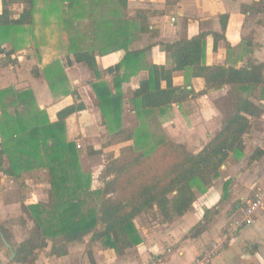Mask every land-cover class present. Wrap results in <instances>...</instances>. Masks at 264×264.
<instances>
[{
    "label": "trees",
    "instance_id": "1",
    "mask_svg": "<svg viewBox=\"0 0 264 264\" xmlns=\"http://www.w3.org/2000/svg\"><path fill=\"white\" fill-rule=\"evenodd\" d=\"M38 1L4 2L0 13V45L14 42L9 56L23 45L24 35L34 34ZM65 1L47 0L46 12L60 13ZM167 1L170 4L174 0ZM17 2L23 4L19 17L14 16L9 8ZM120 2L124 8L128 7L127 0ZM248 9L264 12V0H258ZM148 12L139 10L141 21L136 24L132 20L126 21L121 32L109 31L98 49L76 47L74 52L75 61L84 63L99 80L91 85L108 130L107 142L97 150L89 146L87 153L103 154L111 146L124 144L119 156L114 157L112 153L107 162L101 186L94 188L93 174L82 166L78 144L67 139L66 119L86 109L76 91L65 92L74 95L76 101L61 109L58 120L52 122L48 113L38 108L31 89H0V171L18 178L24 173L41 171L47 175L50 184L47 200L22 205L23 212L34 226L29 237L14 246V262L34 263L49 241H53L51 255H67L70 245L83 242L88 236L92 242L102 241L107 248L123 254L126 249L142 242L135 222L141 213L154 210V217L162 223L184 215L199 195L206 193L220 177L221 168L230 155L240 158L245 154V135L252 130L253 118L264 113L263 105L256 104L251 95L238 100L232 113L224 118L223 126L199 152H193L186 144L168 140L144 125V118L155 111L163 114L173 103L198 97L212 88L232 85L249 90L251 94L259 86L264 88V63H256L250 58L241 68L207 64V32L161 43L171 60V68L159 64L148 68L143 62L147 48L130 49L133 42L131 31L136 25L140 33L153 34ZM220 18L224 34L212 33L215 50L218 41L225 38L229 15L223 14ZM121 35L125 37L123 41ZM111 44L115 46L111 47ZM118 50L125 51V54L119 63L106 69V73L114 77V83L110 85L102 77L97 57ZM68 63H72L71 59ZM144 69L148 70V77L139 82L131 98L142 122L138 126L125 127L123 84ZM177 72L202 78L206 88L197 93L188 85H176L174 77ZM63 75L64 68L60 64L50 66L46 71L48 79L54 76L62 79ZM55 82L54 79L52 87ZM256 153L262 155L264 151L258 148ZM230 185L231 180L225 182L218 206L205 210L204 221L196 225L188 237L198 236L219 213L229 197ZM2 233L9 242V234ZM0 241L3 242L1 236ZM89 255L95 264L91 251Z\"/></svg>",
    "mask_w": 264,
    "mask_h": 264
},
{
    "label": "crops",
    "instance_id": "2",
    "mask_svg": "<svg viewBox=\"0 0 264 264\" xmlns=\"http://www.w3.org/2000/svg\"><path fill=\"white\" fill-rule=\"evenodd\" d=\"M257 2L258 0H174L168 4L167 0H127L130 12L133 10L149 11V28L153 30V34L140 33L141 38L133 40L130 49L147 48L143 62L148 68L154 64L171 68V60L161 43H172L182 38H191L202 32H207L209 33L206 47L207 64L241 68L250 58L256 60V63H264V12L256 13L248 9L249 6L255 5ZM2 11L3 6L0 13ZM223 14L229 15V20L225 38L218 41L215 50V39L212 33L224 34L220 18ZM173 18L176 20L173 21ZM1 46L0 62H4L5 69L10 65L11 70L4 75L5 69H3V73L0 75V89L7 87L17 90L31 89L35 94L38 108L45 110L52 122L58 120L57 114L61 109L76 101L74 95L65 92L67 90L76 91L86 105V109L74 113L66 119L68 141L76 142L78 146L82 141L85 145L87 144L86 146H91L96 150L107 142L108 130L103 124L98 99L91 85L92 82L99 80L84 63L76 62L74 54L69 57L59 56V51H57L59 46L53 47L56 51L48 53V51H43L46 48L44 44L36 45L35 43L31 49H27L28 56L25 58L18 56L15 51L9 56L10 50L6 49L7 45ZM124 54L125 51L118 50L97 57L102 77L110 85H113L114 77L105 71L108 67L119 63ZM49 55L55 56L53 60L60 59V63L57 64L64 68L62 79L56 76L48 79L44 75V77H40L41 75L35 74L36 72L40 74L38 69L51 62L52 58ZM68 58L71 59V64L68 63ZM34 65H37V69L32 70ZM148 74V70L144 69L123 84L125 95L123 124L125 127L138 126L142 122L138 119L134 105L130 100L133 91L138 88L139 82L146 79ZM54 79L56 82L52 87L51 83ZM41 81H43L42 84ZM174 82L179 86L188 85L189 89L193 88L197 93L206 88L202 78L191 77L189 73L185 72L175 73ZM233 95L240 97L251 95L250 98L256 104H262L264 107L263 86H259L251 94L249 90L238 89V86L224 85L209 89L206 93L184 102L173 103L167 107L163 114L155 111L144 118L143 123L153 132V128L158 125L163 132L167 133L168 137L162 135L168 140L186 144L193 152H199L223 126L226 115L224 110L229 106ZM128 118L132 120L131 123L127 120ZM255 122L258 126H254ZM179 130L182 132L179 133ZM262 134H264V113L260 117L253 118L252 130L245 135V154L255 155L253 163L264 159V153L259 155L252 151L253 147L256 150L260 148L264 151ZM1 141L0 136V143ZM123 145L111 146L100 155L111 151L114 157H117ZM193 147H196V150H193ZM245 154L240 158L231 154L221 168L220 177L206 193L199 195L192 208L184 215L176 217L171 222L162 223L150 215L153 213L154 216V210L141 213L135 222L142 236V242L126 249L123 254H118L107 248L102 241L92 242L88 236L83 242L70 245L68 254L61 257L50 254L53 241H49L48 246L39 252L37 260L32 264H92L89 251H91L95 264H190L196 258L208 253H213L210 264H264L263 244L260 243L258 250L256 249L254 252L244 248L246 243H254L257 238L264 235V211L257 213L255 222L251 225L234 229L232 224L233 218L239 216L238 207L240 204L251 195L254 187L260 184L255 178L257 169H252L253 172L250 171L249 176H247V170L245 172L239 170V165ZM251 175L255 180L250 179ZM22 177L8 176L0 171V225L5 228V230L0 228V236L1 238L2 235L4 236L2 231L9 234L11 232L18 239L19 244L29 235L24 237L18 235L19 230L22 235L25 233L22 228L17 232L18 217L20 224L28 226L29 229L34 224L23 212L22 205L48 199V193L37 186L28 192L23 191L22 195L19 191L17 192L15 186L17 180ZM228 180H231L230 195L220 208L219 213L213 216L206 229L198 236L188 237L190 231L204 221L205 210L207 208L215 209L218 206L224 193V184ZM239 183L243 186H250L251 191L229 213L228 229L229 233H234L230 244L224 248L219 244L217 248H222L220 251H208L210 241L217 237L223 226L225 209L234 199L238 198L236 187L239 186ZM261 185L264 186V181L261 182ZM49 187L46 189L48 190ZM96 187L94 185V188ZM227 239L228 237L225 236L224 241ZM3 246L8 249L4 242ZM12 246L14 247V245ZM185 254L188 256L187 260ZM0 264L21 263L11 260V255L7 259L5 250L0 249Z\"/></svg>",
    "mask_w": 264,
    "mask_h": 264
},
{
    "label": "rangeland",
    "instance_id": "3",
    "mask_svg": "<svg viewBox=\"0 0 264 264\" xmlns=\"http://www.w3.org/2000/svg\"><path fill=\"white\" fill-rule=\"evenodd\" d=\"M47 0H39L38 1V8L39 10L36 12V24L34 27V34H26L25 42L23 45L15 50V52L18 54V56L25 58L28 56L27 49H31L32 46L36 43L38 44H44L46 48H44V52L48 51V53H52L53 51H56L53 49L55 46H59V56L69 57L71 54H74L76 47H79V49H87L91 46H93L95 49H98L103 43L104 36L108 34V32L119 30L120 32L123 30L124 23L128 20H132L136 23L141 21L138 18L139 11L133 10L129 11L128 7L124 8L122 5V2L120 0H67L64 2V6L62 7V10L60 13L56 14H50L49 12H46V2ZM4 2L6 0H0V9L2 8ZM10 10H12V13L14 16L19 17L20 14L23 11V4L20 2L14 3L10 5ZM133 30L131 38L133 40L141 38V34L138 30L137 25L132 28ZM16 36V35H15ZM102 39L100 40V38ZM121 40H124V36L121 35ZM13 44L14 42H5L2 45H7L6 49L13 50ZM115 44H111V47H114ZM2 46L0 45V49ZM19 57V58H20ZM50 58H55V56L49 55ZM4 59V58H3ZM57 59V58H56ZM54 59L49 64L42 65L38 70L40 73V77H46V71L50 66H54L57 63H60V59ZM4 62H0V75L3 73V69L6 67L3 66ZM32 70L37 69V65L32 66ZM11 70V66L9 65L7 69H5V72L3 73L6 75L8 71ZM106 72V71H105ZM44 75V76H43ZM48 80V79H47ZM43 81H41V84ZM42 88V87H41ZM244 97V96H242ZM240 96L233 95L231 98V102H229V106L225 108L224 112L228 116L232 113L234 110V107L238 100L240 99ZM131 102V100H130ZM12 108V110H14ZM22 110V109H21ZM20 110V111H21ZM26 114V112H25ZM27 116L29 114H26ZM225 115V117H226ZM130 123L132 120L129 118L127 119ZM128 122V123H129ZM254 126H258V124L255 122ZM154 132L158 134H164L166 137L167 133L163 132L162 129L157 125L156 128H153ZM182 130H179V133H181ZM264 138V134H262ZM81 145L78 147L81 150L82 153V166L86 169L92 172L93 174V180L95 186H100L102 182V177L104 175V170L107 162L109 161L112 152L108 151L104 155L100 154H88L86 151V148L88 149L89 146H86L85 143L82 141L79 142ZM193 150H196V147L192 148ZM253 153L256 152V149L252 148ZM241 164L239 165V170L242 172H245L247 170V176H249L253 170L257 169V177L256 180L258 183L261 184L262 181H264V159L257 160V163H253L254 157L248 154H245V156L242 158ZM7 163V162H6ZM251 171V173H249ZM236 172V171H235ZM255 173V174H256ZM27 174V175H26ZM24 177L17 180V184L15 188L17 189V192L22 195L23 191H29L32 190L33 187L37 186L42 191H45L47 193L48 186H50L48 182L47 175L41 171H34L31 173H26ZM252 180L254 177L250 176ZM260 179V181H259ZM27 182H26V181ZM216 181V180H215ZM234 184V183H233ZM260 184L258 186H260ZM244 187V188H243ZM237 188V199H234V201L231 202V204L228 206L227 209H225V213L223 214L224 223L222 228L219 230L217 237L213 238L209 243V249L208 251H220L222 248L227 247L230 244V240L232 239L233 234L229 233L228 225L229 223V213L232 212L235 209V206L240 204L243 199L250 194L251 187L249 186H243L239 183V186ZM230 195V192H229ZM229 198V197H228ZM230 201V200H229ZM223 209V208H222ZM153 216V213L150 214ZM17 222L19 225L17 226V232L20 228L25 230V233L22 235L21 230H19L18 235H21L20 237L28 236L31 233V229L34 226L31 225V229L28 228V226H24L20 224V218L18 217ZM7 226V224H5ZM0 228H3L5 230L4 226L0 225ZM13 228V227H12ZM22 230V231H23ZM9 231V230H8ZM9 234V233H8ZM225 236L228 237L227 241H224ZM10 237V243L14 246H17L18 239L15 237V235L9 234ZM260 243L264 245V235L261 238H257L254 243H246L244 245V248H246L250 252H254L256 249L258 250ZM221 244L222 248L218 249V245ZM0 249L5 250L7 259L10 258V252L8 249L3 246V242L0 241ZM186 260L188 259L187 254H185Z\"/></svg>",
    "mask_w": 264,
    "mask_h": 264
},
{
    "label": "built area",
    "instance_id": "4",
    "mask_svg": "<svg viewBox=\"0 0 264 264\" xmlns=\"http://www.w3.org/2000/svg\"><path fill=\"white\" fill-rule=\"evenodd\" d=\"M175 20L173 18V21ZM259 211H264V186L262 185L254 187L251 195L238 207L239 216L234 217L232 220L234 229L253 224ZM212 255L213 253H208L200 256L190 264H210Z\"/></svg>",
    "mask_w": 264,
    "mask_h": 264
},
{
    "label": "water",
    "instance_id": "5",
    "mask_svg": "<svg viewBox=\"0 0 264 264\" xmlns=\"http://www.w3.org/2000/svg\"><path fill=\"white\" fill-rule=\"evenodd\" d=\"M2 240L4 242V244L7 246V248L9 249L10 253H11V260H14L15 256H16V250L14 249V247L6 240V238L2 235Z\"/></svg>",
    "mask_w": 264,
    "mask_h": 264
}]
</instances>
